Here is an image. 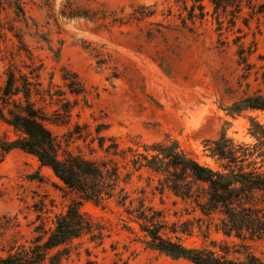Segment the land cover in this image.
Listing matches in <instances>:
<instances>
[{
  "label": "rangeland",
  "instance_id": "1",
  "mask_svg": "<svg viewBox=\"0 0 264 264\" xmlns=\"http://www.w3.org/2000/svg\"><path fill=\"white\" fill-rule=\"evenodd\" d=\"M24 1L28 16L39 24L40 30L48 34L51 40L53 51L48 44L34 37L31 31L24 30L25 41L36 63L44 65L40 79L43 87H52V93L65 91L62 68L66 67L76 72L87 88L89 105L82 97L68 95L72 102L79 100L72 111L71 126L86 124L94 132L97 124H107L108 130L104 134L115 137L123 148L170 138L178 141L182 149L192 153L202 164L211 167H216V164L206 156V140L217 139L225 131L228 137L237 142H255L248 131L250 119L255 118L264 125V112L248 111L233 117L225 110L245 95L264 93V14L250 16L247 2H243V9L236 15L234 26V11H220L218 17L211 1L204 0L208 15L195 26L189 23V27H194L190 31L182 27L180 14L187 15L182 2L97 0V3L105 4L109 11L124 10L125 16L136 7H152L156 14L148 22L171 24L174 28L170 32L168 46L163 41L138 39L140 31L135 24L104 26L100 21L64 16L62 12L67 10L66 5L70 0H53V13L58 25L53 19L50 21L45 0ZM187 2L190 6L193 4L192 0ZM97 3L91 7L97 9L100 6ZM81 4L89 7L86 1ZM8 16L9 20L14 18L11 11ZM237 36L243 37L241 43L252 52L248 55L249 65L240 64L238 45L234 43ZM87 44L103 51L108 64L98 65L99 58L84 49ZM17 45L16 39L8 33L6 42L0 46V92L11 65L14 64L24 73L29 72L26 66L31 61L25 53L17 52ZM59 50V58H56ZM116 62L135 66L144 79L145 92L160 105L152 103L141 93L135 97L123 78L108 80ZM39 99L35 97V100ZM50 102L52 100L48 97L46 103L50 113L60 108L57 96L52 104ZM40 105L45 104L40 102ZM48 127L60 137L69 128L52 124ZM0 135L16 138L14 130L1 121ZM0 176V189L4 194L0 200L2 257L16 243L31 239L35 226L42 219L47 226H51L55 216L65 212L76 195L61 190L64 187L62 182L50 169L42 167L35 156L20 150H14L6 157L0 167ZM148 177L146 172L141 177H133L128 185L133 198L142 196L141 192L144 191L147 203L165 211L170 222L200 217L199 212L193 213L190 203L183 202L172 192L166 190L162 195L155 191L157 178L150 180ZM82 211L106 223L112 230L111 235L103 246L83 239L79 251L66 264H192L146 249L135 240V235L124 228V210L114 203L104 208L85 202ZM219 217L215 216V224L219 223ZM206 224L205 218L204 230ZM198 235L185 237V243L196 247L210 246L211 241L239 243L235 238L228 239L218 233L213 226L207 242ZM251 245L264 250V242ZM87 249L91 252L90 256Z\"/></svg>",
  "mask_w": 264,
  "mask_h": 264
},
{
  "label": "trees",
  "instance_id": "2",
  "mask_svg": "<svg viewBox=\"0 0 264 264\" xmlns=\"http://www.w3.org/2000/svg\"><path fill=\"white\" fill-rule=\"evenodd\" d=\"M83 1L89 7L82 6ZM192 1L190 6L187 0H176V3L182 2L183 11L187 13L186 16L180 14L182 27L190 31L194 27H189V23L195 26L208 15L204 0ZM210 1L218 17L220 11H234V26L244 1L248 3L250 16L264 14V0H256L255 3L253 0ZM94 3L97 0H70L67 10L62 13L71 18L100 21L104 26L135 24L140 31L138 39L163 41L170 46V32L174 28L171 24L148 22L156 14L152 7L139 6L125 16L124 10L109 11L105 4L97 3L100 6L94 9L91 7ZM53 5V0L44 1L50 12V21L53 19L58 25ZM9 11L14 15L11 20ZM24 30L31 31L53 51L48 34L28 16L24 0H0V46L11 33L18 43L17 52L25 53L31 61L26 66L28 73L11 65L0 92V121L16 134L14 139L0 135V167L12 151H23L35 156L42 167L53 172L64 186L61 190L76 197L65 212L55 216L51 226L42 219L35 226L33 237L12 246L5 256L0 257V264H66L79 251L85 238L96 246H103L112 230L106 223L82 211L85 202L104 208L114 203L122 208L126 216L124 228L135 235V240L146 249L173 260L183 259L192 264H264V250L251 245L264 242L263 124L255 118L250 119L248 131L255 140L253 144L237 142L225 131L217 139L206 140V156L215 162L216 167L202 164L192 153L182 149L178 141L170 138L123 148L115 137L104 134L108 130L107 124H97L94 132L86 124L71 126L72 111L79 100L72 102L68 95L82 97L89 105L87 88L76 72L63 67L62 80L66 90L52 93V87L45 89L40 81L44 65L36 63L25 41ZM242 38L237 36L234 43L238 45L240 64L249 65L248 55L252 52L241 43ZM84 49L99 58L98 65L108 64L103 51L92 48L91 44ZM59 55L60 50L56 52V58ZM120 78L125 79L135 97L141 93L152 103L160 105L145 92L144 79L135 66L116 62L108 80ZM55 96L60 108L50 113L46 102L49 97L52 104ZM35 97L45 105L41 106ZM225 110L233 117L248 111L264 112V93L245 95ZM49 124L69 128L60 137L53 134ZM143 172L149 174L150 180L157 178L155 191L162 195L166 190L172 192L183 202L190 203L193 213L199 212L200 217L170 222L165 211L147 203L144 191L142 196L133 198L128 185L134 176L141 177ZM3 195L0 189V200ZM216 215L220 216L217 224ZM205 218L206 230L203 228ZM212 226L218 233L228 239L235 238L239 243L211 241L210 246L202 247L185 243V237L191 238L196 233L207 242ZM87 253L90 256L89 249Z\"/></svg>",
  "mask_w": 264,
  "mask_h": 264
}]
</instances>
